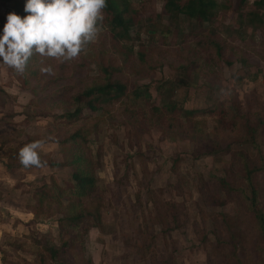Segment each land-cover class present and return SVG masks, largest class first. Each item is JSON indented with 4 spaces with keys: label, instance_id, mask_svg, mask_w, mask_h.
Instances as JSON below:
<instances>
[{
    "label": "rangeland",
    "instance_id": "374dc122",
    "mask_svg": "<svg viewBox=\"0 0 264 264\" xmlns=\"http://www.w3.org/2000/svg\"><path fill=\"white\" fill-rule=\"evenodd\" d=\"M14 1L0 0V33L17 14ZM252 1L238 9V0H217L201 30L162 13L161 0H132L142 19L127 40L111 44L99 24L73 60L41 64L33 56L37 73L27 83L0 61V264H51L47 247L64 243L58 261L68 264H264L250 207L254 188L264 212V24L247 21L264 8ZM47 66L54 74L40 72ZM106 75L123 82L128 97L84 109L72 125L55 121L70 110L66 93ZM64 86V96L47 100ZM42 107L50 114L36 112ZM190 110L202 112L185 115ZM81 125L94 188L74 228L65 218L71 200L60 197L58 210L44 193L73 181L53 138ZM35 140L45 142L46 166L24 168L19 149ZM245 164L256 168L251 182ZM42 196L49 215L34 210Z\"/></svg>",
    "mask_w": 264,
    "mask_h": 264
},
{
    "label": "trees",
    "instance_id": "16d2710c",
    "mask_svg": "<svg viewBox=\"0 0 264 264\" xmlns=\"http://www.w3.org/2000/svg\"><path fill=\"white\" fill-rule=\"evenodd\" d=\"M140 2L141 5H145V2L149 0H136ZM152 1V0H151ZM161 10L162 13L170 16V17H178L182 15L183 17L194 20L199 24V29H203V25L205 23H210L214 17L216 16V12L218 8H220L217 0H161ZM247 0H238L237 7L241 9L242 5L246 3ZM26 0H15L14 8L17 11V14L21 17L27 15L24 12V5ZM258 8H264V0H253L251 2ZM142 13L140 10L135 9L132 4V0H107V6L104 9V19L100 23L101 26L107 29L109 40L111 44H116L119 41L127 40L131 36V30L140 23L142 17H140ZM247 17V21L249 23H258L264 24V13H260L259 11H250ZM149 20L152 17L148 16ZM208 43L213 44L217 43L215 40L208 41ZM218 48V47H217ZM219 54V49H218ZM35 56V55H34ZM37 69L33 68L31 64H28L25 72L23 74H18V77L27 83L29 77L35 75ZM81 85V86H80ZM79 87L69 95L67 92V87H57L51 91H49V96L47 100H55L58 96H64L63 101L66 102V108L70 110L64 111L60 114H56L55 121L60 123H65L68 125H72L79 121L83 115L84 109H88L91 111L96 110H104L107 104H113L123 98L128 97L126 85L119 81L111 79L108 75L105 77H100L92 80L91 82L82 84L80 82ZM56 89H59L57 91ZM59 93V94H58ZM133 95L138 97L139 94L136 91H133ZM47 97H44V100ZM172 105V109L175 110L176 107L174 102ZM181 108V106H179ZM226 108L230 109L226 106ZM51 110L50 107H42L40 110H37L39 114H42L44 111L49 113ZM183 110V109H182ZM231 110V109H230ZM197 112H202V110H190L185 111V115L192 116ZM228 112V111H227ZM148 113V112H147ZM147 113L145 115H147ZM50 114V113H49ZM160 114L159 111L154 113ZM158 120L159 115H157ZM84 126H78L71 131H69L65 137L60 141L57 138H53V141H59L65 160L63 161L65 165H70L74 168L72 172V180L66 186L60 187L55 185V190L51 192L49 195L48 192L44 193L45 197L50 196L52 199H55L58 204V210L63 208L60 197H66V199L71 200L68 205V215L65 217L66 219L72 220L71 226L76 228L78 224H76L74 219H78L81 216V210L84 209V198L89 196L94 188V177L92 175L91 170V162H88L87 156L85 152L81 150V143L86 141L85 136L83 135ZM248 131L252 132L251 129ZM80 139L81 142L78 140ZM71 141V143L69 142ZM69 142L73 148V152L69 156L67 152L70 153L72 148H67L66 143ZM20 164V163H19ZM247 170L250 169L248 164H245ZM256 168L252 167L251 170L247 172V180L251 182V174L255 171ZM257 193L256 190L252 189V195L250 197L251 203L250 207L254 210L255 218L258 223V228L261 232V235L264 237V212L263 209L260 208V205L256 199ZM44 196L41 197L39 202L40 209H34L39 214L42 212L45 215L51 214L49 210H41L42 200ZM51 199V200H52ZM66 211V205H65ZM64 211V212H65ZM62 221L65 222L66 219ZM61 219L59 221V224ZM66 246L64 243L63 247ZM63 247H56L53 244H50L47 247V251L49 252V259L51 264H68L65 261H58V256L61 250H64ZM62 253V252H61ZM44 257V256H43Z\"/></svg>",
    "mask_w": 264,
    "mask_h": 264
},
{
    "label": "clouds",
    "instance_id": "9594fccd",
    "mask_svg": "<svg viewBox=\"0 0 264 264\" xmlns=\"http://www.w3.org/2000/svg\"><path fill=\"white\" fill-rule=\"evenodd\" d=\"M107 0H26L21 17L7 15L0 33V61L23 74L34 56L58 61L73 60L97 38L98 25L104 19ZM52 75L51 66L41 67ZM43 140H35L19 149L18 160L24 168L46 166L39 150Z\"/></svg>",
    "mask_w": 264,
    "mask_h": 264
}]
</instances>
